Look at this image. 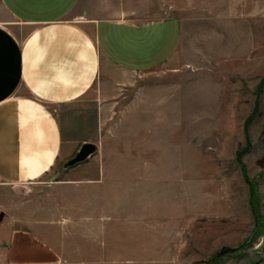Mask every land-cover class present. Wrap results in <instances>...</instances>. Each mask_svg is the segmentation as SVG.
Returning <instances> with one entry per match:
<instances>
[{
    "label": "rangeland",
    "instance_id": "obj_1",
    "mask_svg": "<svg viewBox=\"0 0 264 264\" xmlns=\"http://www.w3.org/2000/svg\"><path fill=\"white\" fill-rule=\"evenodd\" d=\"M98 3L114 14L125 6L143 23L179 19L180 49L149 73L108 70L113 96L87 143L95 153L67 167L82 145L55 175L33 183L32 196L63 179L98 188L84 196L108 203L112 239L94 264L264 262V88L246 129L264 78V0ZM81 10L82 3L70 19ZM0 24L25 31L1 4ZM136 156L143 171L130 160ZM37 185L43 189L35 192ZM223 248L237 253L219 258ZM41 252L33 257L56 258Z\"/></svg>",
    "mask_w": 264,
    "mask_h": 264
},
{
    "label": "crops",
    "instance_id": "obj_2",
    "mask_svg": "<svg viewBox=\"0 0 264 264\" xmlns=\"http://www.w3.org/2000/svg\"><path fill=\"white\" fill-rule=\"evenodd\" d=\"M81 3V13L70 19ZM0 4L25 28L20 35L0 24V264L102 262L112 213L106 201L84 196L98 188L63 179L34 197L33 183L95 142L96 114L114 92L108 70L145 74L169 66L182 43V24L175 17L139 22L125 6L114 14L98 0ZM130 160L143 171L142 157ZM37 251L56 258L37 259Z\"/></svg>",
    "mask_w": 264,
    "mask_h": 264
},
{
    "label": "water",
    "instance_id": "obj_3",
    "mask_svg": "<svg viewBox=\"0 0 264 264\" xmlns=\"http://www.w3.org/2000/svg\"><path fill=\"white\" fill-rule=\"evenodd\" d=\"M264 88V78L261 81L259 88H258V95H257V101H256V108L251 116V118L247 121L246 123V129L248 128V125L250 123V121L252 120L253 116L255 115L257 108H258V103L261 97V93L262 90ZM96 151V147L92 144H86L84 145L80 152L76 155V157L74 159H72L68 164L67 167H73L79 163H82L84 161H86L89 157H91ZM237 253L236 249H231V248H223L221 253L218 254L219 258L225 257V256H229V255H234Z\"/></svg>",
    "mask_w": 264,
    "mask_h": 264
}]
</instances>
